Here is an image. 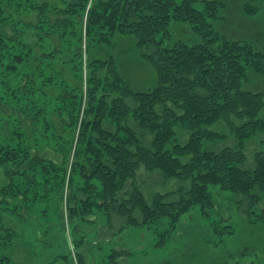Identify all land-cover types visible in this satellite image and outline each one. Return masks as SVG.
I'll use <instances>...</instances> for the list:
<instances>
[{
	"label": "trees",
	"instance_id": "obj_1",
	"mask_svg": "<svg viewBox=\"0 0 264 264\" xmlns=\"http://www.w3.org/2000/svg\"><path fill=\"white\" fill-rule=\"evenodd\" d=\"M224 6L0 0V169L7 181L0 209L24 218L37 203L45 215L40 203L58 179L69 188L66 217L75 230L78 222L100 219L112 230L115 217L124 221L118 230L138 225L158 232L166 219L168 228L158 232L163 243L197 208L204 216L215 210L210 231L230 235V221L218 226L228 218L215 209L214 187L235 197L248 222L264 225V92L244 87L264 74V52L216 30ZM242 8L247 15L258 9L247 0ZM174 23L188 25L197 39L173 38ZM115 35L135 39L138 55L155 71L151 87L134 88L124 77ZM49 149L59 161L46 155ZM141 165L177 185L146 193ZM16 237L0 213V264H19L8 255ZM126 253L114 248L108 261Z\"/></svg>",
	"mask_w": 264,
	"mask_h": 264
},
{
	"label": "rangeland",
	"instance_id": "obj_2",
	"mask_svg": "<svg viewBox=\"0 0 264 264\" xmlns=\"http://www.w3.org/2000/svg\"><path fill=\"white\" fill-rule=\"evenodd\" d=\"M220 1L225 6L220 17L213 21L216 30L226 36L249 41L264 52V0H247L258 7L253 15L243 12L244 0ZM170 29L173 38L197 39L186 24L174 23ZM113 42V53L127 81L137 89L151 87L155 83V71L138 55L135 39L129 35H115ZM247 84H244L245 88L264 92V74L251 76ZM255 147V143L248 146L249 159ZM72 154L71 151L65 165L66 180ZM46 155L57 161L61 158L51 149L47 150ZM140 167L138 177L146 193L173 189L177 185L174 179L165 180L161 173H149L142 165ZM2 171L0 169V188L7 182ZM213 188L215 209L224 219L228 218L225 222H219L218 226L230 221L229 224L234 225V232L221 235L223 238L220 240L217 232L210 231L211 223L216 222L219 215L214 210L204 216L196 208L183 215L177 228L164 236L163 243H158L162 238L158 232L168 228L166 219L157 225L158 232L138 225L118 230L124 221L115 217L112 230L104 226L103 219L93 223L78 222L75 230L70 218L66 217L69 188L66 182L61 187L60 180L56 179L40 203L45 215L40 216L37 203L29 210L35 214L29 216L22 212L24 218L0 209L4 223L17 231L8 255L19 264H80L77 252L82 254L85 264H264V225L248 222L236 208L234 196ZM114 248L127 249L129 253L109 262L108 255ZM63 254L69 256V260L64 259Z\"/></svg>",
	"mask_w": 264,
	"mask_h": 264
}]
</instances>
